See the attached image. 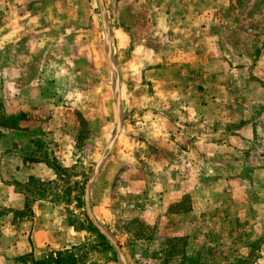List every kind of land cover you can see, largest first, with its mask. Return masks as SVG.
<instances>
[{"label":"rangeland","instance_id":"obj_1","mask_svg":"<svg viewBox=\"0 0 264 264\" xmlns=\"http://www.w3.org/2000/svg\"><path fill=\"white\" fill-rule=\"evenodd\" d=\"M36 206L50 243L7 254ZM73 246L264 264V0H0V264Z\"/></svg>","mask_w":264,"mask_h":264},{"label":"crops","instance_id":"obj_2","mask_svg":"<svg viewBox=\"0 0 264 264\" xmlns=\"http://www.w3.org/2000/svg\"><path fill=\"white\" fill-rule=\"evenodd\" d=\"M37 171L38 170H16L14 173L15 179L24 181L31 175H40ZM44 171L47 174V170ZM36 208L37 206L34 208L35 213L32 219L21 222L18 227L12 228L14 236L12 237V244L10 243L11 249L6 252L7 254L12 253L14 256L21 255L33 251L34 249L38 250L40 247L44 246L46 241L50 243L52 232L50 229H47L49 225L46 224L50 222L46 219L43 220V218H39L40 212L37 211ZM78 232L77 230L73 231L74 235H77ZM73 244H76V242H73L72 245Z\"/></svg>","mask_w":264,"mask_h":264},{"label":"trees","instance_id":"obj_3","mask_svg":"<svg viewBox=\"0 0 264 264\" xmlns=\"http://www.w3.org/2000/svg\"><path fill=\"white\" fill-rule=\"evenodd\" d=\"M85 221L80 224L79 227L75 225V222H71V226L75 227L78 231L87 230L90 234H93L100 244L103 247V252H111L113 255H116V252L111 245L108 238L101 232V230L94 224V222L86 215L84 218ZM83 246H73L71 248H66L64 250L51 253L42 259H37L33 254L26 255L21 257L20 264H79V251Z\"/></svg>","mask_w":264,"mask_h":264},{"label":"water","instance_id":"obj_4","mask_svg":"<svg viewBox=\"0 0 264 264\" xmlns=\"http://www.w3.org/2000/svg\"><path fill=\"white\" fill-rule=\"evenodd\" d=\"M90 218L91 220L94 222V224L101 230V232L109 239V241L111 242V244L117 246V244L114 242L113 238L111 237V235L101 226L99 225L96 220L93 218L92 214L90 213ZM118 254L120 256H122V252L120 251V249L118 248Z\"/></svg>","mask_w":264,"mask_h":264}]
</instances>
